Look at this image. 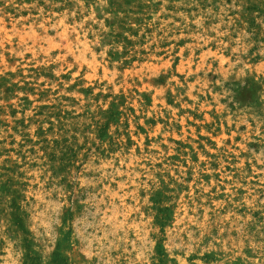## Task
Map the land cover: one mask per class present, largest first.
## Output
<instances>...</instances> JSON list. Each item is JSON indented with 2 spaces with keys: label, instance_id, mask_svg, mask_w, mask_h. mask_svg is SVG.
I'll return each instance as SVG.
<instances>
[{
  "label": "rangeland",
  "instance_id": "rangeland-1",
  "mask_svg": "<svg viewBox=\"0 0 264 264\" xmlns=\"http://www.w3.org/2000/svg\"><path fill=\"white\" fill-rule=\"evenodd\" d=\"M0 264H264V0H0Z\"/></svg>",
  "mask_w": 264,
  "mask_h": 264
},
{
  "label": "bare ground",
  "instance_id": "bare-ground-1",
  "mask_svg": "<svg viewBox=\"0 0 264 264\" xmlns=\"http://www.w3.org/2000/svg\"><path fill=\"white\" fill-rule=\"evenodd\" d=\"M8 28V27H7ZM7 30V29H6Z\"/></svg>",
  "mask_w": 264,
  "mask_h": 264
}]
</instances>
